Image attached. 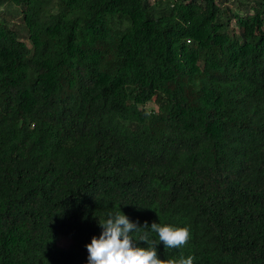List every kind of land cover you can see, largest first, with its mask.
I'll return each instance as SVG.
<instances>
[{
  "label": "trees",
  "instance_id": "16d2710c",
  "mask_svg": "<svg viewBox=\"0 0 264 264\" xmlns=\"http://www.w3.org/2000/svg\"><path fill=\"white\" fill-rule=\"evenodd\" d=\"M224 1L0 0V264H87L119 211L264 264V0Z\"/></svg>",
  "mask_w": 264,
  "mask_h": 264
},
{
  "label": "clouds",
  "instance_id": "9594fccd",
  "mask_svg": "<svg viewBox=\"0 0 264 264\" xmlns=\"http://www.w3.org/2000/svg\"><path fill=\"white\" fill-rule=\"evenodd\" d=\"M98 223L102 231L86 245L87 264H165V260L157 256V244L162 242L164 247L176 249L187 244L190 237L188 227L162 226L155 222L150 226L147 222L139 225L121 211L108 213L107 218ZM151 232L158 234L159 242L150 238ZM136 241L145 242L147 247L137 246ZM194 259V256L182 257L178 264H193Z\"/></svg>",
  "mask_w": 264,
  "mask_h": 264
},
{
  "label": "rangeland",
  "instance_id": "374dc122",
  "mask_svg": "<svg viewBox=\"0 0 264 264\" xmlns=\"http://www.w3.org/2000/svg\"><path fill=\"white\" fill-rule=\"evenodd\" d=\"M150 1L153 2V0H150ZM224 2H225L224 4H228V5L232 6L235 9L238 8V3H237L236 0H225ZM250 4H252V2L249 1L248 3H246L244 1V4L241 5V8L239 9L240 12H243L245 9H249ZM0 13H2V15L6 16V17L9 16V15L12 16V18H9V20L12 23H15V24H19L20 23V19H19V17H20V9L18 8V6L6 5L4 7H0ZM232 22L234 23V20ZM153 106L154 105L152 103H148L146 105V108L150 109ZM70 243H71V239L68 236L58 235V237H57V245L59 247L66 248V247L69 246Z\"/></svg>",
  "mask_w": 264,
  "mask_h": 264
}]
</instances>
